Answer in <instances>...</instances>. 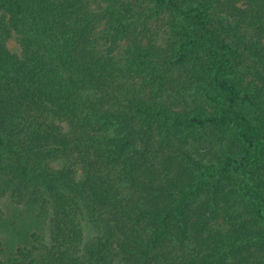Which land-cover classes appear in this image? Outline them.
I'll use <instances>...</instances> for the list:
<instances>
[{
	"label": "trees",
	"instance_id": "trees-1",
	"mask_svg": "<svg viewBox=\"0 0 264 264\" xmlns=\"http://www.w3.org/2000/svg\"><path fill=\"white\" fill-rule=\"evenodd\" d=\"M111 1L0 0V200L48 224L0 241V264H264V84L218 31L247 24L264 45V0H150L172 51ZM155 60L206 67L210 114L180 107L167 67L155 83ZM208 127L238 147L218 166Z\"/></svg>",
	"mask_w": 264,
	"mask_h": 264
},
{
	"label": "rangeland",
	"instance_id": "rangeland-1",
	"mask_svg": "<svg viewBox=\"0 0 264 264\" xmlns=\"http://www.w3.org/2000/svg\"><path fill=\"white\" fill-rule=\"evenodd\" d=\"M111 4L114 6H131L132 11L135 15V21L139 23L141 27L146 26L150 28L152 33H157L161 35L158 43H164L168 45L172 51V48L176 45L178 41V33L173 24L167 22L165 19L162 20L158 15L154 13V7L150 0H112ZM166 23L167 25H165ZM156 26L153 29L152 26ZM221 37L226 40L231 41L236 47H239L241 53V65L244 72L251 71L255 74H249L246 80H252L257 87H262L264 82H257L256 78L259 73L264 74V45L259 44L256 40V31L252 26L243 24L242 26L235 27L230 32L218 28ZM163 45V44H162ZM6 47L11 53L19 54L20 45L15 33L11 35L6 40ZM135 57L139 55L135 52ZM140 58V57H139ZM259 61L256 62V61ZM156 61V60H155ZM152 77L158 78L160 76L161 70H166L168 68L167 64H162L161 60L155 62ZM167 67V68H164ZM172 68H168L167 72L172 73L174 78H178L181 83H186L188 89L186 90V95H184L180 107L183 110L195 109L196 111L203 114H210L212 111L211 103L209 102L206 93L212 90V85L206 74V67H201V71L194 72L197 68L195 65L189 61L184 63V65L172 64ZM257 68V70L255 69ZM151 83V82H149ZM264 106V103H263ZM245 107V106H244ZM149 113V112H148ZM62 123V122H61ZM65 125V123H62ZM64 127V128H65ZM202 142L207 145H211L212 149L215 151L216 155L219 156L218 160H215L216 166L219 165L220 158L227 155H235L238 153V147L232 140V137L228 135L226 131L222 130L220 133L214 131L213 127H208L201 130ZM54 165L60 167L62 165L61 161H55ZM216 169V168H215ZM81 177V174H77V178ZM222 180L225 177H220ZM226 181V180H224ZM228 188H236L239 183V178L236 176L230 177L227 180ZM32 233L46 235L48 233V224L42 222L36 214V209L30 204H16L9 197H5L0 200V241L3 243L6 251L13 250L19 244H25L31 241ZM116 264H129L124 262L121 258L116 261Z\"/></svg>",
	"mask_w": 264,
	"mask_h": 264
}]
</instances>
